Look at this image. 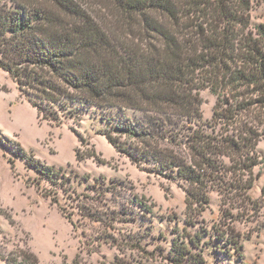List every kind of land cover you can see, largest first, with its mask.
<instances>
[{"label": "trees", "instance_id": "1", "mask_svg": "<svg viewBox=\"0 0 264 264\" xmlns=\"http://www.w3.org/2000/svg\"><path fill=\"white\" fill-rule=\"evenodd\" d=\"M254 11V0H0V69L45 119L103 113L119 152L187 185L188 209L214 189L248 198L264 165V21ZM205 90L217 97L210 123ZM17 151L40 178H64Z\"/></svg>", "mask_w": 264, "mask_h": 264}, {"label": "rangeland", "instance_id": "2", "mask_svg": "<svg viewBox=\"0 0 264 264\" xmlns=\"http://www.w3.org/2000/svg\"><path fill=\"white\" fill-rule=\"evenodd\" d=\"M254 4L263 22L264 0ZM200 97L210 123L217 97ZM103 118L45 119L0 69V133L11 141H0V264H264V165L248 198L214 189L210 203L188 209L187 185L134 164L104 136ZM19 145L64 178H40ZM258 150L264 156V140ZM218 233L234 235L242 250Z\"/></svg>", "mask_w": 264, "mask_h": 264}]
</instances>
